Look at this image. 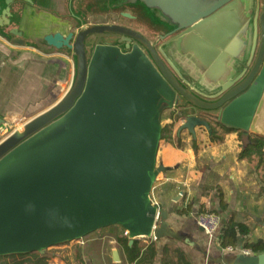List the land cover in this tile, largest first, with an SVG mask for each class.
Returning a JSON list of instances; mask_svg holds the SVG:
<instances>
[{
	"label": "water",
	"instance_id": "95a60500",
	"mask_svg": "<svg viewBox=\"0 0 264 264\" xmlns=\"http://www.w3.org/2000/svg\"><path fill=\"white\" fill-rule=\"evenodd\" d=\"M89 1L68 8L66 33L41 42L72 59L67 92L0 141V258H46L111 226L129 245L168 235V215L151 200L170 170L156 163L166 110L184 120L179 132L217 122L264 138V0H101L142 29L87 24L78 8ZM29 6L0 0L11 46L32 42L18 26ZM104 36L112 41L95 43ZM235 264H264V252Z\"/></svg>",
	"mask_w": 264,
	"mask_h": 264
},
{
	"label": "crops",
	"instance_id": "0c3cea01",
	"mask_svg": "<svg viewBox=\"0 0 264 264\" xmlns=\"http://www.w3.org/2000/svg\"><path fill=\"white\" fill-rule=\"evenodd\" d=\"M76 1L32 0V13L18 24L24 38L32 41L29 47L11 46L0 37V120L25 123L67 92L74 74L72 59L46 49L41 42L49 33L70 29L72 20L63 15ZM175 116L172 111L163 122L161 115L163 127L172 125V129L170 140L160 141L156 163L170 170L158 176L151 200L168 215V235L156 240L154 264H235L243 251L263 253L264 164L255 154L244 152L240 139V135H254L217 122L209 125L230 130L215 127L209 132L197 127L191 135L187 130L179 132L184 120ZM202 212L220 218V228L213 237L197 226L196 218ZM228 225L236 227L233 252L219 243ZM112 235L113 231L102 230L88 241L51 247L46 258L49 264H135L127 261ZM136 241L143 247L151 239Z\"/></svg>",
	"mask_w": 264,
	"mask_h": 264
},
{
	"label": "trees",
	"instance_id": "16d2710c",
	"mask_svg": "<svg viewBox=\"0 0 264 264\" xmlns=\"http://www.w3.org/2000/svg\"><path fill=\"white\" fill-rule=\"evenodd\" d=\"M216 128H222L224 132H228L230 129H226L221 125L215 126ZM214 127V128H215ZM212 132L214 128L210 125ZM172 125L165 126L162 130L161 141L168 142L170 140ZM212 139H215V134L212 133ZM240 139L243 143L244 152L249 154H255L261 159V163L264 164V140L257 136H243L240 135ZM253 152V153H252ZM206 213V212H202ZM113 231L114 240L117 245L122 248L125 253L126 259L129 263L135 264H154V258L156 256V240H152L148 245L141 247L139 241H134L130 246L128 239L125 236V231L119 226H111L108 228L101 229ZM98 232V231H97ZM96 233V232H95ZM95 233H92L85 238L83 241L92 239ZM236 227L228 225L223 231L219 240L222 248H229L236 245ZM252 250L256 252V248ZM0 264H49V259L39 256L37 253L25 254V255H12L0 258ZM83 264V263H80Z\"/></svg>",
	"mask_w": 264,
	"mask_h": 264
},
{
	"label": "rangeland",
	"instance_id": "374dc122",
	"mask_svg": "<svg viewBox=\"0 0 264 264\" xmlns=\"http://www.w3.org/2000/svg\"><path fill=\"white\" fill-rule=\"evenodd\" d=\"M86 0H84L85 2ZM87 8L86 7H80L78 8V15H80V11H88L86 17L83 18V20L87 24H120L129 26L133 29H142V25H139L140 20H138V24L134 22H130L129 20L126 21L125 19H122L119 17L118 13L114 12H106L104 11L106 7H103V2L101 0H90ZM106 41H112L111 39H108L106 36L98 38L95 43L100 42H106ZM172 112V111H171ZM170 111L166 110L162 113V119L163 122H166L167 116L171 113ZM23 125V122L18 123H10L7 124L5 127H3L0 131V141L13 133L16 129L20 128ZM72 243V242H71Z\"/></svg>",
	"mask_w": 264,
	"mask_h": 264
},
{
	"label": "built area",
	"instance_id": "2783aa9c",
	"mask_svg": "<svg viewBox=\"0 0 264 264\" xmlns=\"http://www.w3.org/2000/svg\"><path fill=\"white\" fill-rule=\"evenodd\" d=\"M154 188V186H153ZM153 190V189H152ZM197 226L209 237H213L217 234L220 228V218L213 213H202L196 218ZM153 239H151L152 241ZM227 251L233 252V248H226ZM243 255H249L243 251Z\"/></svg>",
	"mask_w": 264,
	"mask_h": 264
}]
</instances>
